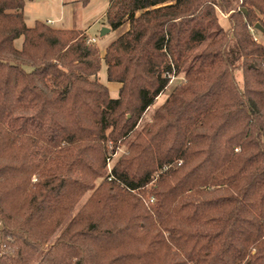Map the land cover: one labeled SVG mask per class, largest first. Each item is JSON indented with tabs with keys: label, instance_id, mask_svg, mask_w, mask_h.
I'll return each mask as SVG.
<instances>
[{
	"label": "trees",
	"instance_id": "trees-1",
	"mask_svg": "<svg viewBox=\"0 0 264 264\" xmlns=\"http://www.w3.org/2000/svg\"><path fill=\"white\" fill-rule=\"evenodd\" d=\"M23 4L0 0V264H264V0H107L103 53Z\"/></svg>",
	"mask_w": 264,
	"mask_h": 264
},
{
	"label": "rangeland",
	"instance_id": "rangeland-1",
	"mask_svg": "<svg viewBox=\"0 0 264 264\" xmlns=\"http://www.w3.org/2000/svg\"><path fill=\"white\" fill-rule=\"evenodd\" d=\"M106 7L107 0H90L86 4H83L81 0H24L22 12L24 13V21L27 26H32L36 20H40L43 22H49L50 26L53 25L59 28L71 27L85 29L89 37L95 38L96 45L99 47L101 53H103V50L106 48V46L111 43L113 39L116 38L120 33L124 32L128 28L127 23H124L116 29H111L105 19ZM227 16L228 14H223V18L221 17L219 19V26L227 25L225 19ZM105 28L107 29V32L102 33V30ZM256 31L255 38L264 44L263 34L258 30ZM20 41L21 37L15 41V44L20 46ZM205 45L206 42L194 52V55L198 54ZM190 62L191 60L189 63ZM183 71L184 70L177 74L176 77L172 78L168 84L169 87L167 90L161 93V95L156 98L154 103L146 110V113L143 116V121L140 123L141 125H139V128H141V126L148 119H150L149 117L151 114L161 105L162 101L167 96V93L174 87V85H177V83L183 79ZM98 73L99 81L109 88L110 96L115 98L118 95L119 84L117 82L113 83L107 80L106 65L104 62H102ZM134 135V132H132L131 136L127 140V143L131 141ZM116 150L117 151L115 154H113L112 158L107 160V166L103 171L104 174L111 170V163L125 150V143H123ZM98 183L99 178L95 180L93 187ZM90 191L91 189L88 192ZM86 195L76 204V206L70 212L71 214H69V216H67V218L62 222V224L58 227L56 234L49 241H52L62 230L77 208L84 202ZM39 257L40 254L31 264H37Z\"/></svg>",
	"mask_w": 264,
	"mask_h": 264
},
{
	"label": "water",
	"instance_id": "water-1",
	"mask_svg": "<svg viewBox=\"0 0 264 264\" xmlns=\"http://www.w3.org/2000/svg\"><path fill=\"white\" fill-rule=\"evenodd\" d=\"M259 32H261L264 36V27L260 24V23H256L255 26H254ZM107 32V29H103L102 30V33H105Z\"/></svg>",
	"mask_w": 264,
	"mask_h": 264
},
{
	"label": "built area",
	"instance_id": "built-area-1",
	"mask_svg": "<svg viewBox=\"0 0 264 264\" xmlns=\"http://www.w3.org/2000/svg\"><path fill=\"white\" fill-rule=\"evenodd\" d=\"M48 24H49V22H47ZM87 41L88 42H91V43H96L95 42V38H93V37H89L88 39H87ZM110 172V170L107 172V173H109ZM151 201H152V198L150 199Z\"/></svg>",
	"mask_w": 264,
	"mask_h": 264
},
{
	"label": "crops",
	"instance_id": "crops-1",
	"mask_svg": "<svg viewBox=\"0 0 264 264\" xmlns=\"http://www.w3.org/2000/svg\"><path fill=\"white\" fill-rule=\"evenodd\" d=\"M223 16V15H222ZM225 18V17H224Z\"/></svg>",
	"mask_w": 264,
	"mask_h": 264
}]
</instances>
